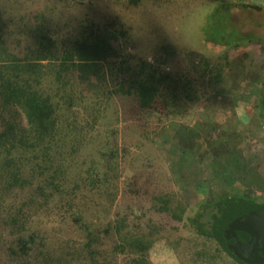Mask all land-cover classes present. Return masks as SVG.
<instances>
[{
    "label": "rangeland",
    "instance_id": "374dc122",
    "mask_svg": "<svg viewBox=\"0 0 264 264\" xmlns=\"http://www.w3.org/2000/svg\"><path fill=\"white\" fill-rule=\"evenodd\" d=\"M220 3L230 7L231 24L253 35L252 40L235 47L205 43L207 13ZM43 17L61 42L94 23L115 30L118 37L115 56L101 63L98 76L75 86L88 111L77 122L86 132L66 141L73 153L68 176L77 180L104 151L100 163L110 179L107 190L85 199L88 218L105 223L125 216L135 232L155 239L147 252L151 264H236L217 250L215 241L198 234L188 216L202 201L227 190H245L264 200L259 102L264 0H0L7 41L27 42ZM150 69L205 91L213 86L212 75L219 72L221 78L211 91L188 101L185 114L170 116L145 108L134 90L126 92ZM172 82L164 85V95L173 90ZM6 118L25 125L18 108L0 107V125ZM164 196L169 206L160 209ZM180 207L185 211L177 220L173 213ZM48 233L54 245H77L82 239V232L71 226H53ZM110 239L103 243L107 264H132L133 255L114 252ZM0 264L39 263L12 259L0 234Z\"/></svg>",
    "mask_w": 264,
    "mask_h": 264
},
{
    "label": "trees",
    "instance_id": "16d2710c",
    "mask_svg": "<svg viewBox=\"0 0 264 264\" xmlns=\"http://www.w3.org/2000/svg\"><path fill=\"white\" fill-rule=\"evenodd\" d=\"M230 17V7L225 3L207 13L205 43L235 47L254 38L236 29ZM44 19L30 29V39L25 43L7 41L0 26V107L18 108L25 118V125L13 118L4 119L0 125V234L5 237L6 253L26 263L107 264L103 243L111 238L113 251L133 255L132 264H151L147 252L155 239L135 232L125 216L105 223L87 216V196L101 194L109 184L108 171L100 163L104 151L77 180L68 176V157L73 153L66 141L86 132L77 122L88 111L75 86L90 84L100 73L101 63L115 56L116 32L94 23L65 43ZM173 77L167 71L150 69L135 78L126 92L134 90L145 108L154 112L183 115L188 101L211 91L221 74L212 75L213 86L206 91L192 84L180 85ZM170 79L173 90L164 95V85ZM120 89L124 90V83ZM259 102L264 117V89L260 90ZM164 197L160 209L169 206ZM261 208L264 200L255 194L232 189L202 201L188 220L198 234L216 242L217 250L236 264H247L227 248L224 228L241 212ZM184 211L180 207L173 217L182 220ZM61 225L82 232L77 245L51 242L49 229Z\"/></svg>",
    "mask_w": 264,
    "mask_h": 264
},
{
    "label": "water",
    "instance_id": "95a60500",
    "mask_svg": "<svg viewBox=\"0 0 264 264\" xmlns=\"http://www.w3.org/2000/svg\"><path fill=\"white\" fill-rule=\"evenodd\" d=\"M227 248L247 264H264V208L241 212L224 228Z\"/></svg>",
    "mask_w": 264,
    "mask_h": 264
}]
</instances>
